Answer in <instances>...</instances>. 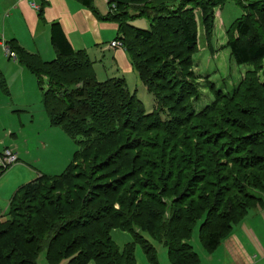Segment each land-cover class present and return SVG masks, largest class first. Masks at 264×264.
<instances>
[{"label": "trees", "instance_id": "1", "mask_svg": "<svg viewBox=\"0 0 264 264\" xmlns=\"http://www.w3.org/2000/svg\"><path fill=\"white\" fill-rule=\"evenodd\" d=\"M80 1L91 6L92 0ZM226 1L181 0L174 7L169 0L108 1L115 3L107 17L117 22V41L147 91L162 101L161 109H168L165 120H161L160 110L147 112L122 78L97 80L88 54L71 46L58 23L50 28L56 51L52 60L44 61L10 42L18 61L37 78L50 124L62 127L72 138L83 139L77 141L61 173L40 174L11 197L12 219L3 235L16 234L7 242L4 261L38 264L37 257L45 250L49 264H135L134 243L120 248L114 244L110 233L117 228L132 234L149 264L159 262L147 237L159 240L171 264H198L199 255L190 238L199 220L200 244L205 251H213L250 209L264 206L261 195L244 192L249 182L264 191V128L251 129L242 119H257V113L264 117V98H238L237 88L233 89L230 96L234 98H226L237 100L233 109L219 110L216 121L211 119L191 133L185 120L194 109L189 108L184 119L171 114L184 107L181 102L186 98L180 96L189 93L188 84L179 81L175 106L170 98L159 95L167 90L164 82L180 76V67L190 64L198 43L195 9L200 8L198 19L209 33L205 11ZM244 9L246 13L229 26L237 34L229 39L228 48L238 65L264 60V0L248 1ZM142 16L149 22L147 28L129 23ZM44 78L45 89L41 85ZM258 79L257 86L264 88ZM212 105L198 116L209 112ZM162 133L166 136L161 137ZM174 144L186 149L174 153L178 150ZM187 147L191 148L189 157ZM84 151L96 163L89 172L87 166L76 165ZM132 152L134 156H130ZM7 168H0V175ZM101 176L108 177L101 180ZM169 195L174 198L168 200ZM187 195H198L197 201L187 206ZM166 206L169 213L164 218ZM221 208L226 210L223 214H219ZM157 217L162 219L159 236L150 226H142Z\"/></svg>", "mask_w": 264, "mask_h": 264}, {"label": "rangeland", "instance_id": "2", "mask_svg": "<svg viewBox=\"0 0 264 264\" xmlns=\"http://www.w3.org/2000/svg\"><path fill=\"white\" fill-rule=\"evenodd\" d=\"M108 1L110 0H106V3L110 11V9H113L115 7V3H108ZM125 1L127 2L128 0ZM129 1L130 3L133 1H140V3L143 2V0ZM169 1V4L174 7L178 6L181 0H174L172 2L171 0ZM248 1L253 0H227L224 3L215 5L211 10L205 11L207 23L211 27L209 33L204 31V27H202L201 25V20L198 19V16L200 17L201 15L200 8L198 7V9H195V12L197 14L196 18L198 21V43L195 51H193L191 54L190 64L184 67H180V70H182L183 72L180 74V76L169 77L168 80L164 82V84H166L167 86V90H163L159 93V95H161L162 97L166 96L167 98H170L169 100H172L170 103L174 104V100H176L178 96L180 87L178 84L179 81L184 82L185 85L188 84L187 91H189V93L180 96V98H186V100H183L181 102V106L184 107H182L181 112L175 110L173 111V113L171 112V114H180L181 118L184 119L189 108L194 109L189 115H187L188 118L185 120L186 127L190 128L191 133H195V129L196 127L198 128L199 125H207V122L209 120H215V118H217V115L220 114L218 112L219 110L221 111L227 108L230 112V110L233 109V106H235L237 100H226V98H234L230 96L232 95L233 89L237 88L236 93L238 92V94H240V97L238 96V98H254L257 96H259V98H264V88L259 87L256 84V79L258 78L264 84V60L260 62H254L252 64L250 63L238 65L231 58L230 50L228 48L229 39L237 35L236 32L232 30V27L230 28L229 26L238 17H240L241 14L246 13L244 4ZM121 6L122 5H120V7ZM129 23L140 28H147L149 22L147 18L142 16L134 18ZM250 38H252V35L248 36L246 40ZM116 46L124 47L123 45ZM7 55L12 59L18 61L16 53L10 47H7ZM95 66L101 65L97 63L95 64ZM111 74V71H109L107 77L98 76L97 80L104 81L109 77H113L110 76ZM120 75L121 74H118V76L116 77H121ZM128 79L129 80L127 81V83L130 87V91L133 93L137 88L141 86L140 78L137 72L133 71V73L129 75ZM20 85H22L20 81L19 84L16 83L15 80L11 82L10 88L7 87L10 92V103L5 104L9 107H5L4 105V110L3 108L0 109V125L7 124L13 127V132H16L17 135V139L15 141L12 137H4L5 133H0L1 140H4H2L3 143L0 142V154L4 153L5 150L8 149L15 153L16 158H18L15 162L13 161L11 163H8V168L0 175V177L2 176L0 184L3 185L4 183L5 185L4 189L0 188V211H2L0 214L1 264H10V262H12V260L4 261L3 257H5L4 254L6 255V253H8L9 251L7 242L10 241V238L13 236V234H16V232H12L8 235H3V230L7 228L6 224L12 219V209L9 203V199L11 198V184L14 183L12 187L16 188L15 190H17L20 185L32 181L40 174L56 175L61 173L70 161L73 152L76 150L78 145L77 141L82 138L81 136L72 138L65 133L62 127L53 126L50 124V121H48L49 118L48 116H46L41 103L42 90L40 89V85L38 84L35 76H32V78L26 82L25 86ZM41 85L43 89L47 87V80L45 78ZM12 89L14 90V95H11ZM135 93L137 97L143 102L144 108L147 112H150L153 108L158 111L160 110L162 116L161 120H165V118L168 116L166 111L168 109H161L162 101L158 102L156 99L157 96L148 92L145 86L144 89L139 88V91ZM212 103L213 105L209 106L211 108L209 112L203 113L201 116H198V113L205 106ZM32 114H34L33 121H31L32 119L30 118V115ZM255 115H259L258 117L256 116L257 119H248L243 116L242 119L248 122V125L251 129L264 128V117L260 116L259 113ZM20 118L22 121H24V127L18 128L15 123L17 124ZM258 118H260V121ZM202 120L206 122H203ZM220 125L221 124H218V126ZM184 129L186 130L187 128L183 127L182 130ZM229 129H232V127H230ZM126 132L128 133V131ZM240 132L242 131L239 130V133ZM160 136L164 137L166 135L165 133H162L160 134ZM175 139H178V137H176ZM193 141H195V139ZM9 144L12 145V149L9 147L5 148V146H10ZM17 145L18 149L16 147ZM174 146V149H178L175 150L174 153H179L180 150L186 149L185 147L181 148L182 146L178 147L176 146V144H174ZM189 150H191V148L187 147V157L190 156ZM86 152L84 151L83 155L79 156L76 161V165L77 168H79V164L84 167L87 166L86 170L87 172H89L92 167L94 169V164L96 163H91L89 161V157H86L88 156L86 155ZM134 155L135 153L132 152L130 156ZM196 156L197 151L195 152V157ZM106 177L108 176H101V178L99 179L102 180ZM197 184L201 183H199L198 181ZM248 184L249 187L244 190L245 193L256 196L261 195L263 197L264 191L261 192V190H256L254 186H251L253 185V183L251 182H249ZM197 196L198 195H195L191 198L187 195L185 198V204L189 206L191 201H197L195 200L198 198ZM167 198L169 200L173 199L174 197L169 195L167 196ZM114 207L119 208V204L115 203ZM165 210L167 211H164V209H162L164 218H167L169 213L168 206L165 207ZM224 211L226 210H224V208H221L219 214H223ZM161 223V217H157L155 222H149L142 226H150L154 233L159 236L158 232L160 230ZM199 224L200 220L193 228L190 242L194 251H196L200 256L201 253H204V249L200 244L201 241ZM137 232L145 235L144 232L140 230H137ZM110 234L112 240L114 241V244L119 248L127 242L134 243L135 264H149L141 245L133 240L134 238L129 231L115 228L111 231ZM147 236L148 235H145V237ZM147 238L155 246L160 264H171L170 258L167 257V250L161 243L158 242L159 240L156 241L149 237ZM19 245L21 247H24L20 243L17 246L19 247ZM24 250H26L25 247ZM37 263L49 264L45 259V250H42L38 255ZM87 264H95V262L89 261Z\"/></svg>", "mask_w": 264, "mask_h": 264}, {"label": "crops", "instance_id": "3", "mask_svg": "<svg viewBox=\"0 0 264 264\" xmlns=\"http://www.w3.org/2000/svg\"><path fill=\"white\" fill-rule=\"evenodd\" d=\"M108 12L106 0H92L91 6L84 5L80 0H0V109L4 110V105L10 103L7 87L10 88L13 80L18 84L20 81V86H25L26 82L35 76L25 65L7 55L10 42L29 53L38 54L44 61L52 60L56 56L50 40L52 23L60 25L75 50H83L88 54L93 62L96 78L107 77L111 71L110 76L113 77L109 78H122L130 90L127 81L129 75L136 70L124 47L111 46V42L117 40L118 25L107 17ZM97 63L101 66H95ZM118 74H121V77H116ZM140 83L139 88L144 89L141 80ZM139 88L135 92L139 91ZM11 92V95H14L13 89ZM30 118L33 121L34 114L30 115ZM23 122L20 118L15 125L18 128L24 127ZM1 132L5 133L4 137H12L16 141L17 135L13 132V127L1 124ZM2 140L1 143L4 141ZM6 147L13 148L12 145ZM16 147L18 149V145ZM13 184L11 197L16 191V188L12 187ZM4 186V183L0 184L1 189H4ZM198 264H264V206L250 209L216 249L204 250V253L200 254Z\"/></svg>", "mask_w": 264, "mask_h": 264}, {"label": "built area", "instance_id": "4", "mask_svg": "<svg viewBox=\"0 0 264 264\" xmlns=\"http://www.w3.org/2000/svg\"><path fill=\"white\" fill-rule=\"evenodd\" d=\"M122 45L120 41H112L111 46ZM16 154L11 150H5L4 153L0 154V168H5L8 163L16 161Z\"/></svg>", "mask_w": 264, "mask_h": 264}]
</instances>
